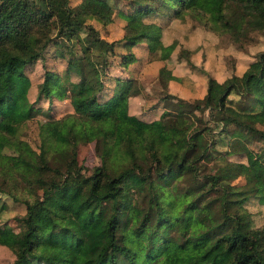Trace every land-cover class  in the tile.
I'll return each mask as SVG.
<instances>
[{
    "label": "trees",
    "instance_id": "1",
    "mask_svg": "<svg viewBox=\"0 0 264 264\" xmlns=\"http://www.w3.org/2000/svg\"><path fill=\"white\" fill-rule=\"evenodd\" d=\"M188 10L202 20L195 26L202 36L264 29V0H79L77 10L70 0H0V133L35 166L23 185L32 198L20 227L0 224V244L13 254L8 264H264V225L248 204L254 197L264 205V48L218 81L214 49L179 32L185 27L176 18ZM52 58L56 70L45 65ZM155 60L154 72H142ZM38 63L36 100H51L55 86L70 98L90 90L91 101L121 106L136 128L163 130L177 156L159 161L147 138L149 155L131 151L130 164L112 174L130 139L110 125L90 138L78 116L60 149L36 152L12 139L36 110L27 92ZM253 137L259 147L249 145ZM88 141L99 158L90 172L78 159Z\"/></svg>",
    "mask_w": 264,
    "mask_h": 264
},
{
    "label": "rangeland",
    "instance_id": "2",
    "mask_svg": "<svg viewBox=\"0 0 264 264\" xmlns=\"http://www.w3.org/2000/svg\"><path fill=\"white\" fill-rule=\"evenodd\" d=\"M56 1L57 3H61V0ZM78 1L70 0V4L76 10L78 9ZM116 5L115 9L118 7ZM118 5L128 7L122 1L118 2ZM176 19V22H179V27H185V30L179 32L184 34L194 45L197 44V47H199L200 41H203L202 38H204L206 41L203 42L208 43V45L210 44L211 50L214 49V62L211 65L216 67L214 74L218 81L223 78L222 73L226 71L227 67L231 72L235 64L236 67L241 69L248 59L253 58L252 56L257 51L264 48V29H252L247 31L246 34H242L226 28L225 30H214L210 27V22H207L206 25L214 33L212 32L213 35L205 34V36H202L195 30L196 24L202 23V20L194 15L192 10L185 12L182 20ZM90 20L96 27L99 28L101 26V21L97 18L92 17ZM113 29L111 34L113 36L119 35V32ZM65 46V42L61 38H58L56 44L57 50L63 52L66 48ZM199 52L200 55H204V52L200 50ZM55 63L56 59L52 58L50 60L47 59L45 65L50 69L56 70ZM159 64V61L150 62L142 68V72L152 73ZM43 70L41 63H38L28 71L31 83L27 95L29 100L34 102L36 110L29 118L18 124L14 137H11L12 139L25 140L36 152L41 148H44L45 152L60 149L67 146L69 136L68 125L74 116H78L83 120L90 138L99 133L100 126L110 125L116 128L119 135L127 136L130 139V150H120L117 152L116 157L118 161L109 169L112 174L118 173L120 169L130 164L131 151L142 156L149 155L146 146L147 138L151 140L154 155L159 161L167 162L172 157L177 156L173 148L172 139L163 130L153 129L145 131L136 128L132 125L121 106L114 110H108V107L91 101L90 90L70 98L61 96L60 86H55L51 89V93L54 96L51 100L47 96L36 100L37 91L43 79ZM195 86L197 91L202 90L199 79L195 80ZM237 98L238 94L234 90H231L228 94L229 102L233 103ZM203 113L205 117L208 116L207 110H204ZM5 139V135L0 133V174L4 175L5 179L4 184L0 183L3 187V190H0V224L3 220H6L7 223L18 229L20 227L18 217L25 210L24 200L25 198H32L30 190L23 185L28 183L32 178L35 166L17 156L12 146L4 145ZM260 142L256 137H253L250 139L249 145L254 148L259 147ZM78 159L85 166L84 170L86 172H90L92 166L98 163L99 158L94 149L93 141H88L81 146ZM235 181L242 182L244 180L241 176H238L235 178ZM262 182L264 183V177ZM248 204L252 210L255 223L264 225V205L258 204L254 197L249 198ZM131 214L134 223H136L141 215L138 205H133ZM12 256V251L7 246L0 244V264H8Z\"/></svg>",
    "mask_w": 264,
    "mask_h": 264
},
{
    "label": "crops",
    "instance_id": "3",
    "mask_svg": "<svg viewBox=\"0 0 264 264\" xmlns=\"http://www.w3.org/2000/svg\"><path fill=\"white\" fill-rule=\"evenodd\" d=\"M155 61H159V60H155ZM151 62H154V61H151ZM159 62H160V61H159ZM149 63H150V62H149ZM160 63H161V62H160ZM147 64H148V63H147ZM159 65H160V64H159ZM159 65H158V66H159ZM158 66H157V67H158ZM144 67H145V66H144ZM144 67H143V68H144ZM153 72H154V71H153ZM201 86H202V84H201ZM202 91H203V88H202V90H201V91H199V90H198V93H200V94H201V93H202Z\"/></svg>",
    "mask_w": 264,
    "mask_h": 264
}]
</instances>
